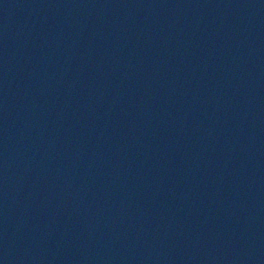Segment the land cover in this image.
Wrapping results in <instances>:
<instances>
[{
  "label": "water",
  "instance_id": "1",
  "mask_svg": "<svg viewBox=\"0 0 264 264\" xmlns=\"http://www.w3.org/2000/svg\"><path fill=\"white\" fill-rule=\"evenodd\" d=\"M0 264H264V0H0Z\"/></svg>",
  "mask_w": 264,
  "mask_h": 264
}]
</instances>
